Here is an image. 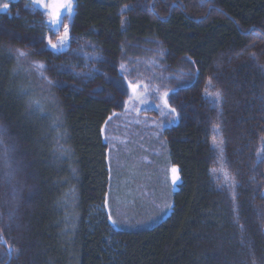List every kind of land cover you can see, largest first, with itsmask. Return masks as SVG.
I'll return each instance as SVG.
<instances>
[{
  "label": "trees",
  "instance_id": "obj_1",
  "mask_svg": "<svg viewBox=\"0 0 264 264\" xmlns=\"http://www.w3.org/2000/svg\"><path fill=\"white\" fill-rule=\"evenodd\" d=\"M74 10L72 34L101 52L94 73L76 76L80 58L46 51L33 15L0 16L21 40L40 39L33 56L51 86L39 90L0 39V264H225L227 254L264 264V0H75ZM147 43L160 44L163 70L191 72L179 94L199 115L166 132L180 175L168 217L118 230L102 129L121 97L104 84L122 82V54ZM211 79L220 96L209 102ZM215 140L230 200L212 182ZM11 142L25 159L14 172Z\"/></svg>",
  "mask_w": 264,
  "mask_h": 264
},
{
  "label": "rangeland",
  "instance_id": "obj_2",
  "mask_svg": "<svg viewBox=\"0 0 264 264\" xmlns=\"http://www.w3.org/2000/svg\"><path fill=\"white\" fill-rule=\"evenodd\" d=\"M73 2L75 6V0ZM4 4L9 5L7 10L2 9ZM18 10L40 20L46 51L55 56L68 54L70 57L81 59V67L71 70L76 76L84 74L83 72L85 74L95 72L96 63L101 59V52L92 42L72 34L75 10L71 19H63V24H67L69 28V40L67 47L60 51L51 49L48 40L56 43L64 29L60 27L59 31H55L47 23L49 17L44 9L34 6L32 0H0V16L10 19ZM17 33L10 30L4 22H0V39L18 61V68L19 64H22L24 73L25 69L28 75H31L32 71L31 80H36L39 86L44 87L38 88L39 90L48 92L51 86L45 78V69L40 60L33 56L35 51H39L37 45L40 39L29 36L31 40L23 41L21 40L23 32L21 35ZM160 47L158 43L128 47L130 49L122 54L121 58L122 63L127 60V68L123 67L121 70L123 76L118 75L122 82H115L113 79L110 81L111 78H108L105 84L103 83L114 90L115 97H121L119 103L113 102V109L102 129L108 165L113 176L107 210L113 228L118 230L150 227L168 217L172 207L171 195L175 188L171 183L172 170H178L179 166L171 159L166 132L181 124L189 126L199 115L196 103L182 100L179 94L181 89L188 87V83L192 81L191 72L180 68L179 65L173 70H163L159 55ZM187 62L195 70L192 61ZM217 85L214 79L207 82L204 96L209 102L216 98ZM97 88L92 91L97 92ZM164 92H168V108L164 107ZM104 95L106 99H111L110 94ZM173 107L176 113H171L170 108ZM217 131V128L213 129L218 140ZM217 140L215 145L214 141L212 142L210 151L212 182L219 190L224 191L225 199L230 200L229 191L232 189L230 164ZM11 143L8 159L10 170L14 172L17 161L22 159L25 162V159L21 149H18L14 142ZM224 263L237 264L235 258L228 254Z\"/></svg>",
  "mask_w": 264,
  "mask_h": 264
},
{
  "label": "snow or ice",
  "instance_id": "obj_3",
  "mask_svg": "<svg viewBox=\"0 0 264 264\" xmlns=\"http://www.w3.org/2000/svg\"><path fill=\"white\" fill-rule=\"evenodd\" d=\"M32 4L34 6H39L40 8L45 10V14L49 17L47 23H49L55 31H59L60 27H63L64 29L63 34L58 37L56 43H53L51 39L48 40V46L56 51H60L63 48L67 47V42L69 40V28L67 24H63V19H71V16L74 13L73 0H32ZM8 7V4H4L2 6V9L7 10ZM21 55H24V53H21ZM121 67L123 68V65H121ZM209 86H211V84ZM133 91L135 92V88H133ZM215 95L217 98H219L220 93L217 92ZM167 97L168 92H164L163 103L165 108L169 107ZM170 111L171 113H176V109L174 107L170 108ZM172 171L173 173H175L176 169H173ZM177 179H179V177L174 175L173 183H175Z\"/></svg>",
  "mask_w": 264,
  "mask_h": 264
},
{
  "label": "water",
  "instance_id": "obj_4",
  "mask_svg": "<svg viewBox=\"0 0 264 264\" xmlns=\"http://www.w3.org/2000/svg\"><path fill=\"white\" fill-rule=\"evenodd\" d=\"M178 176V170L176 169V172L175 173H173V171H172V175H171V183H172V185L173 186H177L178 184H179V179H177L176 180V182L175 183H173V176Z\"/></svg>",
  "mask_w": 264,
  "mask_h": 264
}]
</instances>
